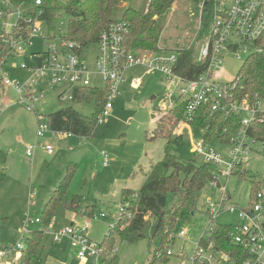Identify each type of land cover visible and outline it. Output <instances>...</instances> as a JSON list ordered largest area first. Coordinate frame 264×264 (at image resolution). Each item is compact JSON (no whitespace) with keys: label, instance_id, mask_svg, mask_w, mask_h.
I'll use <instances>...</instances> for the list:
<instances>
[{"label":"rangeland","instance_id":"obj_1","mask_svg":"<svg viewBox=\"0 0 264 264\" xmlns=\"http://www.w3.org/2000/svg\"><path fill=\"white\" fill-rule=\"evenodd\" d=\"M35 1L30 0L28 10H37ZM43 2L50 6L64 7L67 0ZM143 3L144 0H134L133 6L139 7ZM126 5V2L121 4L122 7ZM59 19L60 22L53 28L42 24L40 31L44 35L32 37L29 44L24 46V52L28 57H18L9 61L13 68H9L8 72L13 81L22 83L27 79L19 66L23 63L38 65L40 59L35 55L45 52L46 42L51 41L50 38L60 41L65 35L70 17L60 11ZM14 21L13 16L10 22ZM211 34V25L205 20L201 21V10L197 2L176 0L166 18L158 48L169 51L191 49L196 62L201 48L208 44ZM263 47L264 42L259 45V49ZM251 54L252 52L242 53L239 60L231 51L223 52L224 62L219 81L222 83L234 81ZM98 55L97 43L83 49L81 59L91 72L96 71L95 61ZM146 71L144 67L126 70L124 81L119 87V95L111 99L112 110L107 121L99 123L90 137L64 136L54 139L47 135L44 139H37V114L42 116L44 123H47L48 115L71 106L81 114L91 116L95 112L93 106L59 100L55 91H49L37 112L33 113L18 104V96L13 89H4L0 85V172L5 173L0 180V247L15 245L19 241L24 242L34 231H47L44 225L30 224L26 227L28 233L22 235L25 214L29 213L32 219L42 218L45 204L51 193L63 181L70 165L75 166V175L69 193L82 197L84 207L94 206L95 214L93 217H84L82 216L84 207L79 212H71L61 204L55 213L54 230L59 231L72 224L83 225L90 221V239L97 245L103 243L109 229L118 221V207L123 206L122 189L133 191L140 189L151 167L164 158V142H149L148 138L157 129L158 120L163 113L157 110L158 113L153 116V109L157 107L158 100L163 99L170 90L163 77L147 74ZM136 80L139 81L137 88L133 84ZM91 86L104 88L106 83L95 75L91 77ZM175 96L177 97V93ZM153 97L156 99L153 100ZM181 101H185V98ZM257 116L264 117V100L261 101ZM181 125L182 122L174 132V136L182 133L183 137L182 146L175 148L176 156L184 162L193 161L197 166L205 164V159L195 155L193 151L195 143L204 140L203 130L199 127ZM35 144L52 145L54 153L50 155L44 148L38 147L30 162L26 152L29 146ZM207 146L215 148L226 162H232L228 154L230 146L217 142H210ZM106 161L108 165H105ZM243 170L247 172L246 178L239 179L233 176L227 186L232 204L241 209H248L252 202L253 181L260 183L259 189L264 194V149L261 144L253 145L249 160L243 164ZM215 174H218L217 170ZM221 180L226 184V179ZM33 194L34 197L31 199ZM31 202H35L34 207H30ZM260 204L264 207V201ZM101 214H106V218H100ZM262 217L264 223V212ZM209 221L201 198L199 208L190 221L178 223L173 233L175 236L171 235L170 239H175L165 251H172L173 256L166 264H190L186 257L193 253L194 244L200 238H209L216 224L231 225L237 223L238 219L234 215H222L211 225ZM182 230L188 232L186 239L177 237ZM114 248L117 250L114 251L117 255V264H151L157 256L156 247L150 246L146 240L129 244L116 238ZM41 253L40 264H94V260L91 259L80 262L76 249H73L66 239L62 243H55L51 236L47 237ZM165 258V255L157 256L156 264H164Z\"/></svg>","mask_w":264,"mask_h":264},{"label":"built area","instance_id":"obj_2","mask_svg":"<svg viewBox=\"0 0 264 264\" xmlns=\"http://www.w3.org/2000/svg\"><path fill=\"white\" fill-rule=\"evenodd\" d=\"M0 4L4 7L0 12V34L2 42L9 48L8 55L0 61V83L4 89H13L18 96V104L33 113L37 112L41 101L49 91H55L59 100L73 102L74 93L79 89L92 87L91 77L96 75L106 83L105 88L108 89V102L98 118V124L105 123L112 110L111 99L119 95V87L124 81L126 70L144 67L147 69V74L163 77L170 90L163 99L158 100V111L167 113L185 98L183 103L187 104L186 113L181 126H190L200 107L207 104H210L212 110L223 109L226 114L242 115L241 127L228 152L232 162H226L222 155L215 148L207 146L204 140L195 143L193 151L202 156L206 164L219 168V175H214L202 196L210 225L222 215L236 216L238 222L231 224L235 228L227 237L230 242L246 248L249 258L242 260L239 254L235 257L217 249L211 241L214 229L209 238L202 237L194 244L193 253L186 258L190 264H264L262 217L264 207L260 204L263 195L258 194L259 201L250 204L248 209H241L232 204L227 186L235 167L249 160L251 145L254 142L250 141L247 128L258 118L261 102L253 106L246 99L238 101L235 97L237 82L219 81L224 62L223 52L231 51L240 60L242 53L260 51L257 42L264 35V0H201L198 3L201 21L205 20L211 25L212 34L208 44L201 48L198 59L194 61L205 66V73L194 81H189L176 73L178 54L175 51L160 50L158 53H150L129 50L125 44L128 28L119 20L111 23L99 36L97 42L99 55L95 61V72L89 71L83 63L81 59L83 50L75 51L70 43L63 40V37L60 41L50 38L51 41L46 42L45 52L35 55L40 59L38 65L23 63L19 66L25 72L27 79L22 83L13 81L8 72L9 68H13L9 61L18 57H28L24 52V46L29 44L32 37L36 35L42 37L44 33L40 31L41 26L48 24L40 19L44 14V10L39 8L43 5L41 0H36L34 3L37 10H34L36 13L33 17L25 16L26 11L29 10L24 4L16 6L13 0H0ZM13 16L15 21L10 22ZM23 18L25 23L21 22ZM133 84L137 88L139 81L136 80ZM36 135L37 139H44L47 135L54 139L73 136L68 132L51 129L48 123L42 121V116L39 114H37ZM177 136H182V133ZM38 147L44 148L50 155L54 153L52 145L35 144L27 149L28 161L33 160ZM103 155L107 158L105 153ZM105 165H108V161ZM221 179H226V184H223ZM33 197L34 194L31 195V199ZM34 206L35 202H31L30 207ZM118 209L119 218L124 207L119 206ZM104 217L106 214H101V218ZM130 218L131 216L128 217ZM30 224L40 225L41 219H32L29 213L25 214L22 235L28 233L26 227ZM90 228L91 222L87 221L83 225L72 224L55 231L52 221L44 232L47 236H51L55 243L68 240L71 247L76 249L77 259L80 262L91 259L94 260V264H98L101 251L100 247L89 239ZM187 236V230H182L177 235L182 239H186ZM24 249L23 241L8 247H0V264H20ZM166 255L173 256V253L167 250ZM157 256L160 257L161 254L158 253Z\"/></svg>","mask_w":264,"mask_h":264},{"label":"trees","instance_id":"obj_3","mask_svg":"<svg viewBox=\"0 0 264 264\" xmlns=\"http://www.w3.org/2000/svg\"><path fill=\"white\" fill-rule=\"evenodd\" d=\"M13 1L16 6L30 5V0ZM175 1L144 0L143 5L139 7L133 6L134 0H67L64 7L50 6L43 2V5L39 7L44 10L40 19L53 28L60 22V11L69 15L70 20L63 40L70 43L77 52L90 44L97 43L101 32L111 23L119 20L127 25L128 34L125 44L129 50L158 53L160 51L158 43L166 18ZM194 1L199 3L201 0ZM124 2L127 5L122 7L121 4ZM3 8L0 4V12ZM35 13L29 10L26 11L25 16L33 17ZM21 22L25 23L24 18ZM263 42L264 35L257 42V47ZM167 51L169 50H164V52ZM175 52L178 54L177 74L189 81H194L205 73V66L194 62L191 49ZM8 53L9 48L2 42L0 34V61L5 59ZM235 82H237L236 99H247L251 105H257L264 100V47L247 58ZM107 102L108 89L105 87L79 89L74 93L73 103L93 106L94 114L85 116L71 106L48 115L47 123L55 131L68 132L77 137L93 136L99 115ZM186 105L179 101L169 112L161 114L158 127L148 140L164 142V158L151 167L140 189L137 191L122 189L121 203L124 211L117 223L107 232L103 243L98 245L101 251L98 264H117V255L114 253L116 238L129 244L148 241L150 246L156 247L157 254H161L160 257L166 256L164 260L166 264L172 256H167L165 249L169 248L175 239L170 238L174 235L177 224L190 221L199 208L207 185L214 175H219V168L214 165L205 163L197 166L193 161L184 162L176 156L175 148L182 146L183 137L174 136V132L185 118ZM155 113H158L157 107L153 109V116L156 115ZM241 117L242 115L239 114H226L223 109L212 110L210 104H207L200 107L190 126L203 130L206 145L217 142L230 146L241 127ZM247 135L250 141L261 144L264 149V117L260 116L252 121L247 128ZM253 145H251V151ZM214 169L218 171V174H215ZM74 175L75 166L70 165L63 181L51 193L45 204L41 225H44L46 229L52 221L54 222L55 213L61 204L71 212H79L84 207L82 197L69 193ZM4 176L5 173L0 172V180ZM233 176L239 179L246 178L247 172L243 170V164L235 167ZM252 185L253 194L250 204L259 201L258 194L263 195L261 202L264 201V194L259 189L260 183L253 181ZM94 214V206L83 208L82 216L93 217ZM129 216H131L130 219H128ZM234 228V225L216 224L211 241L220 251L235 257L239 254L242 260L247 259L249 258L247 249L228 240L227 236ZM47 237L49 236L44 230H37L25 239V249L20 264H40L42 245ZM90 241L93 242L91 239ZM157 260L156 256L151 264H156Z\"/></svg>","mask_w":264,"mask_h":264},{"label":"water","instance_id":"obj_4","mask_svg":"<svg viewBox=\"0 0 264 264\" xmlns=\"http://www.w3.org/2000/svg\"><path fill=\"white\" fill-rule=\"evenodd\" d=\"M156 98L155 97H153V100H155Z\"/></svg>","mask_w":264,"mask_h":264}]
</instances>
